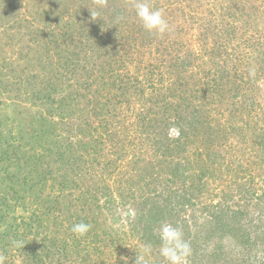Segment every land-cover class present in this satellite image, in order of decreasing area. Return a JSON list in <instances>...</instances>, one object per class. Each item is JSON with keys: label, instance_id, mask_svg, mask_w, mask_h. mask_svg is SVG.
Instances as JSON below:
<instances>
[{"label": "rangeland", "instance_id": "obj_1", "mask_svg": "<svg viewBox=\"0 0 264 264\" xmlns=\"http://www.w3.org/2000/svg\"><path fill=\"white\" fill-rule=\"evenodd\" d=\"M66 1L0 0V256L5 258L3 264H106V156L95 152L87 154L84 143L92 138L89 140L80 132L78 124L73 123L79 120L76 114L71 115L74 116L71 118L66 117V122H61L63 119L60 118V112L66 114L73 108L68 106L72 99L76 100V105L79 102V107L84 110V103L88 101L96 105L97 100H106V86L103 85L106 83V0H101V4H98L99 0H90L88 3L89 7L93 5L92 9H100L98 19L89 10H79L84 0H73L75 4L69 5V8L74 13L68 15L67 10L62 8V3ZM118 1L131 14L129 9L133 0ZM211 1L207 3L202 0L196 4L197 0H161L171 28L162 40L159 39L161 41L157 37L152 40L141 25L129 23L124 26L125 29H120L116 45L111 47L107 43V83L116 75H123L124 78L131 75L130 82L139 80L146 82L149 87L144 94L137 88H131L130 92L122 95L127 99L121 100L127 110L123 115L119 105L118 109L108 106L110 112L107 121L116 123L111 129L118 132H115L112 142L107 136V163L112 162L110 159L115 162L107 168V201H111L110 207H107V264H135L137 255H145L146 248H150V252L145 255L147 264H169L160 255L162 242L159 229L162 224L172 222L168 217L165 220L161 218L162 215L159 220L149 219L146 208V204L152 203L161 208L166 207L162 195L166 194L168 188L175 194L186 186L196 187V195L189 198L191 203L185 200V207L182 206L180 212V217L187 219L189 226L194 223L193 214L201 216L200 221L206 219L208 222L212 212L222 207L247 206L253 215L251 221L254 230L259 231V237H264V217L259 215L261 211L264 213V161L260 158L264 150L261 145L264 141V133L261 134L264 131V75L249 76L246 64L249 60L242 55L246 51L255 55L253 48L243 44L246 36L242 32V21L240 23L232 18L238 12L236 0ZM252 1L264 14V0ZM176 7L177 10L174 9ZM59 8L60 12H64L63 22L74 21L76 30L80 25H86L78 21L81 14L83 19L86 17V23L90 19L89 26L94 28L96 34H90V37L94 36L90 40L94 44L102 39V45L95 43L94 49L82 51V44L78 45L80 48L74 46L79 41L75 37L73 40L76 42L71 41V44L54 43L57 34L50 36L47 31L57 33L58 24H62L55 23L57 15L51 14ZM179 9L187 13L186 18L181 17L183 14ZM108 14L107 25H115ZM192 14H196L195 21L191 18ZM209 25L212 28L215 26V29L207 31ZM208 33L210 35L206 36ZM78 35L82 36L80 33ZM48 38L53 43L50 47H46L45 39ZM120 38L127 42L133 39L132 42L138 45L137 50L133 52V49H128L130 53H124L127 47L122 46ZM217 41L226 45L222 50L225 54L212 57L220 61L223 67L226 64V70L228 65L224 60L227 57L230 65L237 64V71L218 79L223 84L224 98L212 94L213 91L206 94L204 105L205 109L212 112L211 128L214 133L215 128L220 130L214 136L215 141L209 138V143L193 137L190 141L185 140L187 151L182 147L178 154L173 151L175 160L193 163L188 172L190 176L183 183L173 176V171L168 168L170 156L162 154L163 148H160V140H164L168 134L170 139H174L170 141L172 147H180L178 144H182V141L173 123L177 117L154 105V100L161 94L172 93L171 90L176 86L172 80L178 77L175 74L161 75V71L173 69L169 65L174 60L168 52L166 59L161 60L158 49L169 50L170 47L173 50L174 46L175 51L179 49L178 43L187 42L190 47L205 53L203 47L213 46ZM117 49L120 53L114 55ZM181 55L187 56L184 52ZM210 56L208 53L205 57L210 61ZM241 60L242 66H239ZM4 64L5 72H1ZM111 64L114 70L110 73ZM257 68H254L256 73ZM195 70L191 68L186 73L182 72V75L195 77L198 75ZM78 71L82 72L83 80L79 81L78 76L75 77L74 73ZM190 85L185 86V89H191L187 93L191 97L196 91L200 95H205L204 90L208 91L203 82L194 84L191 80ZM193 87L196 91H192ZM111 96L107 88V101L113 103L115 101ZM170 97L173 102L181 103L180 109H183L184 115L202 101L198 99L196 102L192 98V103H189L177 96ZM152 108L158 109L156 115L151 114ZM90 113L93 114L92 111ZM143 113L152 116L145 121L138 119L139 114L143 117ZM102 123H106V115ZM198 124L201 131L203 126L201 122ZM96 125L105 141L106 154V130L101 124ZM121 125L127 126L128 130L122 132ZM232 129L233 133L230 134ZM222 131H227L229 136L226 138ZM94 133L96 136L97 132ZM43 141L49 144L48 149L43 148ZM71 142L75 143L71 145L76 148L74 151L68 145ZM92 144L94 142L91 140ZM220 158L223 159L221 162ZM254 159L257 162L254 163L251 178H246V175L233 186L228 185L234 173L226 170H236L239 164ZM43 166L48 169H43ZM200 169H205L207 176L195 177L196 174L201 176ZM222 179L227 180L223 183ZM88 191L98 198L100 208L91 210L85 207L82 210L79 199L82 193ZM225 193H228V197L232 196L227 199ZM82 213L87 214V217L84 215L87 219L85 223L92 227L87 234L77 237L70 229L73 224L79 223L77 217ZM207 231L208 227L201 238L195 262L191 255L196 244L189 243L193 235L189 236L188 232L183 234L192 250L187 264H211L207 261L210 258L209 251L220 242L226 244L223 246L224 251L231 252L230 248L233 249L235 243L229 235L226 237L222 234L224 239H221L220 231L216 234L210 231L213 235L207 239L211 235ZM94 233L97 236L93 238ZM78 238L89 242L88 247L80 252L75 241ZM13 240H22L25 246L17 249L12 245ZM70 244L72 248H69ZM252 247L255 250L251 258L259 263L264 256V241ZM31 248L35 249V255L29 253ZM73 248L76 252H73Z\"/></svg>", "mask_w": 264, "mask_h": 264}, {"label": "trees", "instance_id": "obj_2", "mask_svg": "<svg viewBox=\"0 0 264 264\" xmlns=\"http://www.w3.org/2000/svg\"><path fill=\"white\" fill-rule=\"evenodd\" d=\"M83 1V0H81ZM89 1L90 0H84L83 4L79 6V10H89L90 14L91 13H95V15H92L94 18L98 19L100 16V9L98 7H96L95 9H92L93 5H90L92 7H89ZM109 1V5L107 7V13H109V17H110V21L113 22L112 25L110 23V25H107V28L109 27V30L107 31V43L108 45H111V47H113L114 45H116V42L118 41V38L120 36V29L124 28V26L129 25H133L134 23L138 26L141 25L142 23L141 21L136 17L135 14V9L133 7V1H132V7L129 9V12L132 14L127 13V8L125 5H122L118 0H107ZM202 0H197L196 4H200ZM69 2H71L69 4ZM151 6L153 8H163V5L161 4V0H149ZM191 2V0H190ZM207 3L212 2L211 0H206ZM93 3V2H91ZM75 3L73 0H67L66 2L62 3V8L67 10V14L68 15H72L74 12H72V9L69 8V5L73 6ZM101 4V0H99V3ZM235 7L238 8V12L237 14L234 13L233 17L235 20H238L240 23L242 21L244 27H243V31L245 32L243 35L246 36V38L243 40V44L245 43V47H251L253 48V52L255 56L250 55L247 51L244 53V55H242L243 57L247 58L249 61L246 62V64L248 65V68H255L256 66V75H264V14L262 13V11L260 10L259 6L256 5L255 1L252 0H236L235 1ZM61 8V7H60ZM60 8L56 11V13H51L52 15H57L55 18L57 20V22L55 23H60L62 22V24H58V29H57V33L56 31L52 32L50 30L47 31L48 35L50 36H55L56 34V39L55 41H53L54 43L58 44L59 42L62 44L63 42L69 43L71 44V41L76 42L75 40H73V38H78V42L74 43V46H78V45H83V47L81 48L82 51H86V50H91L94 49L95 47V42L93 44V42H91V38L94 37L96 34H94L93 29L89 26L91 24L90 19H87V23L85 21V18L83 19V16L80 15L78 21H82L83 24H86L84 27H82L80 24V26L78 27L79 29H75L74 26V21H64L63 17L64 16V12H60ZM175 10L178 9V7L174 8ZM133 10V11H130ZM235 10V9H233ZM179 11L182 12L183 15H181V17H185L187 15V13H184V11L182 9H179ZM5 12V11H4ZM84 12V11H82ZM104 12L106 13V8H104ZM8 15H11V13H8ZM186 18V17H185ZM191 18H193V21H195L194 19L197 18L196 14H192ZM183 20V19H182ZM100 21V19H99ZM73 23V24H72ZM99 24H101V22H99ZM75 25H77V22H75ZM106 26V25H105ZM104 26V27H105ZM230 27V25H228ZM88 27V28H87ZM215 26H213L214 28ZM87 28V31L85 30ZM212 26L209 25L208 30H213ZM235 28V27H234ZM91 29V30H89ZM106 29V27H105ZM104 29V30H105ZM215 29V28H214ZM231 29L233 30V32L235 33V30L233 29V27H231ZM251 31H250V30ZM98 30H100L98 28ZM247 31V32H246ZM82 34V36H79V33ZM78 33V34H77ZM90 34H93L91 37L89 36ZM150 37L152 38V40H155L156 37L158 38V41H161L162 37L161 36H157L156 34H152L149 33ZM210 34L208 33L206 36H209ZM242 36V37H244ZM129 38H131V36H129ZM166 37H164L163 39H165ZM161 39V40H159ZM46 40V47H50L52 46V41H50V39H45ZM120 41H122V46L123 47H127V49L124 51V53H130V51H128V49H133L135 52L138 48V45L136 43H133V39L129 40L130 42H127L126 40L123 41L122 38L119 39ZM177 41H181L180 39H175ZM95 41V39H94ZM106 42V40H104ZM102 39H100L98 41L99 45H102L101 43L104 42ZM135 41V40H134ZM97 43V44H98ZM222 42H215L213 46L208 45L205 46L203 48H205L204 50H206L205 53H203L201 50L197 51L196 49H194L193 47H190L189 44L187 42L184 43H178L177 50L174 51V46H173V50H171V48L169 47V50L165 49V50H161L158 49L159 53L161 54V60L166 59V54L169 53L170 58H173L174 61H172V63H170L169 66L173 67L172 70H168V68L166 69V71H161L162 74L161 75H178V77H176L175 79L172 80V82L176 85L174 86V90L171 92L172 93H166L164 92V96L163 94H161L159 96L158 99H155V103L154 105L159 107V110L163 109V112L169 111L171 113H173V115L175 117H177L173 123L175 124V126L178 128V135H179V140L182 141V144H178L181 145L180 147H177V145L173 146L171 145L170 141H174V139H170L169 138V134L165 135L164 140L161 139L160 140V148H163L161 150L162 154L164 155H169L170 156V161H169V166L168 168L173 171V176L177 177L178 180L181 182L184 180L187 181V178L190 176L188 175L189 170H191V165L193 164L191 161L187 162V163H183L180 159L175 160L173 151H175L176 154H178V152L181 151V147L182 149H184V151H187V144H185V140H191L190 138H195L198 139H202L203 141H208L209 142V138L212 139V142H214L215 138V134L220 131L215 128L216 133L213 132V129L211 128V124L212 121H210L211 116H212V112L210 111V109H205V99L206 94H210L211 92L212 94H216V96H220L222 98L225 97V94L222 93V87L223 84L221 85L219 82V78L220 77H224V75H232V72L237 71V64H233L230 65L229 59L227 57H225L224 63H227L228 68L226 70V64L225 67H223L220 64V61L215 60L212 56L215 55L217 57L220 56V53L222 54V50L225 49L226 45L221 44ZM136 46H135V45ZM162 46L164 47V42L161 43ZM211 44V43H210ZM143 46V45H141ZM78 48H80L78 46ZM209 48V50H208ZM124 49V48H123ZM116 50V49H115ZM114 50V55H117V52L120 53V50L117 49V51ZM163 51V52H162ZM186 53L187 56H183L181 55L182 52ZM132 52V53H133ZM168 52V53H167ZM50 53V52H49ZM131 53V54H132ZM208 53L211 55L210 56V61L208 59H206L205 56L208 55ZM225 52L222 54L224 55ZM116 57V56H115ZM242 59V58H241ZM254 59V60H253ZM168 63V62H167ZM169 64V63H168ZM258 64V65H256ZM45 68H47V65H44ZM231 66V67H229ZM239 66H242V60L239 63ZM4 68H6V64H4L3 70L1 72H5ZM196 69L195 71L197 72V76L193 77V75H182V72H187V70L189 69ZM207 68V69H206ZM48 70V69H47ZM112 70H114V67L112 66V64L109 66V71L110 73L112 72ZM249 72V70H248ZM205 73V75H204ZM75 77L78 76L79 81L83 80V78L81 77L82 72L78 71L76 73H74ZM113 75V74H110ZM129 75V73L127 74ZM210 75V76H209ZM243 75V74H242ZM123 75H116L115 77H112V80L110 83H107V88L109 89V91L111 92V98L115 101L113 103H110L111 101H107V114L108 112H110V110L108 109V106H110L112 109H119L121 110L122 115L127 111L125 109L124 104L122 103V99L123 100H127L126 98H124L125 96L122 97V95H124V93L127 94V92H130L131 88H137L138 90H140V92H142V94L146 93L149 90V87H147L146 82H142V81H136L133 83V81L130 82V77L131 75L127 76V77H122ZM251 79V78H250ZM191 80H193L194 84H199L201 82H203L204 86H207L206 89H208V91L204 90V94L205 95H200L198 94V92L196 91L195 87L192 88V91H196L192 97L187 94L190 90L185 89V86H189L191 84ZM0 82L2 83V79L0 78ZM125 82V83H124ZM125 84V86L123 85ZM104 86H106V83H103ZM178 86V87H177ZM191 86V85H190ZM106 89V88H105ZM1 90V89H0ZM121 92H118V91ZM50 94V93H49ZM53 94V93H52ZM51 94V95H52ZM173 96L174 98L177 96V98H183L187 101H190L189 103H192V98L196 99V102H198V99L202 100L200 102L199 106L194 105L193 108L191 109L192 111L189 114L184 115V113H182L183 109L181 108V103L179 102H173L171 100L170 96ZM50 96V95H48ZM217 99V98H216ZM220 101H222V99H220ZM66 104V103H65ZM110 104V105H109ZM119 105V107L117 106ZM68 106H72L71 111L67 112L66 114H63L64 111H62V113L60 112L61 115V119H63V121L61 122H66V117H74L71 115H75L79 118L78 121L73 122L75 124H78L77 126L80 129V132L86 136L89 140L91 139L94 144L91 145V140L85 142V146L84 148H86V152L87 154H90V152H95V153H100L103 156H106L105 154V141L103 140V137L101 135V133H99L98 131V126L96 124H101L104 128V130H106V123H102L104 116L106 115V100L105 101H99L97 100L96 105H92V102L88 101L86 103H84V109H82V107H79V102L76 105V100L72 99L71 103L69 102ZM153 109V108H152ZM64 110H66L64 108ZM77 110L79 111V113H76ZM92 111L93 114H91L90 112ZM158 109H153V111L150 110L151 114L156 115L157 114ZM165 111V112H166ZM150 114V113H149ZM143 117L138 116V119H143L145 120H149L152 115H147L144 114L142 115ZM76 117V118H77ZM103 118V119H102ZM58 122V121H56ZM201 122V126H203L202 130L200 131V127L199 124ZM59 124V123H58ZM116 123L114 122H109L107 121V136L109 137L108 140H110L111 142L114 139V134H116L115 132L117 131L116 129H111V127H115ZM186 125V127H184ZM224 127V126H223ZM108 128H110L108 130ZM187 128H189L188 131H185ZM121 129L122 132L127 131V126H122L121 125ZM234 129L230 130V134H232ZM97 132V135L95 136V133ZM118 132V131H117ZM201 132V133H200ZM223 132V131H222ZM264 133V131L261 132V134ZM80 134V133H79ZM202 134V135H201ZM260 134V133H259ZM223 135L227 138V136H229V133H224ZM194 140V139H192ZM42 142V141H40ZM210 143V142H209ZM69 147L71 148V145H75L74 142H71L68 144ZM262 147L264 146V141L261 142ZM49 144L48 143H44L43 141V148H47L48 149ZM62 145L60 144V149H62ZM73 151L76 149L74 147L71 148ZM45 151V150H44ZM115 152V151H114ZM120 152V151H119ZM47 153V151H46ZM117 154V152L115 153ZM120 154V153H119ZM261 154L263 157H260L263 159L264 161V150L262 149ZM219 155V153H218ZM42 156V155H41ZM221 157V154L219 155ZM218 156V158H219ZM43 157V156H42ZM123 157V156H122ZM187 157V156H186ZM253 157V155L251 156ZM106 158V157H105ZM248 158V156H247ZM47 159V158H46ZM252 159V158H251ZM112 162L107 163V168L112 165L113 163L115 164L113 159H110ZM190 160V159H189ZM221 160V158L219 159V161ZM223 160V159H222ZM221 160V161H222ZM218 161V162H219ZM220 161V162H221ZM106 162V161H105ZM256 159H254V161L248 160V162L246 161L243 164H239V168L236 170H233L231 168L227 169L226 171L231 173H234V176L230 177V183L228 185L233 186L236 182H238L239 179L245 178L244 176H248L246 178H251V174H252V170L255 169L254 167V163H256ZM222 165V163H221ZM229 165H227V167H229ZM150 169H154L152 168V166ZM53 168V167H52ZM210 168V167H208ZM208 168L207 169L208 171ZM43 169H48L47 167L43 166ZM141 169V168H140ZM148 168V170H150ZM205 169H200V173L201 176L196 174L195 177H203V176H207V173L205 171ZM147 170V171H148ZM146 171V169H145ZM212 171V170H210ZM153 173V171H152ZM223 178H226L223 177ZM227 179H222V182L225 183ZM194 185V184H193ZM204 185V184H203ZM193 189V190H192ZM243 189V188H241ZM108 190V189H107ZM184 190V191H183ZM181 190L179 193H175L172 194L174 192H171V190H169V188L166 191V194L164 193L162 202L164 203V205L166 207L161 208L159 207L157 204L152 203L151 205H147L146 204V208L148 210V217L149 219L153 218V219H160V216L162 215L161 218H163L164 220L167 219V217L171 220L172 224L174 227H178L180 228V230L182 231L183 234H185L186 232H188L187 234H189V236H192L193 240H190V244L194 245L196 244L194 247V252L191 255L192 261L195 262L197 256H198V252H199V248H200V241L201 238L203 236L204 230L207 229L208 227V234L210 233L211 235H208V238H211V236L213 235L212 233L216 234V232L220 231V234H224L226 235V237L229 235L233 240H234V247L233 249H231L230 251H224L223 250V242L221 243H217L215 244L213 249H210L209 251V255L210 258L207 259V261L211 264H264V256L261 257L263 259L259 260V263H255L253 261V258H251V255L253 253V251L255 250L252 246L255 244L257 246L258 243H260V241H264V237H259V231L256 229L254 230L255 226L252 224V216L251 215V211L247 210V206H245V208H233L230 206H226V207H222L220 208L218 211H213L212 212V216L211 219L208 220V222H206V219H204V221H200L201 220V216H196V214H193V218H194V223L192 226L188 225V220L187 219H183L180 217V212H181V207L184 206V202L185 200H187L188 203H191L190 201V197L192 195H196L194 190H196V187L194 186H186L185 189ZM89 192V193H88ZM88 192H84L82 193L79 201H80V206L83 210V208H89V209H97L100 208L101 206L98 204V198L95 197V195L93 194V192L88 191ZM88 193V194H87ZM227 196V199L230 198L232 195H230V197H228V193H225ZM110 195V193L108 194ZM176 195V196H175ZM176 197V198H175ZM264 197V194H263ZM175 199H177V201H175ZM181 199V200H180ZM248 200V199H247ZM227 201V200H226ZM4 202V201H3ZM109 202L111 203V201H107V207H110ZM247 205V204H246ZM185 207V206H184ZM162 212H164L165 214H162ZM87 214H80L79 217H77V221L78 222H86L87 219ZM259 215L264 217V213H262V211L259 213ZM94 216V214H93ZM127 218H129V215H127ZM208 225V226H207ZM254 226V227H253ZM254 230V231H253ZM212 231V233L210 232ZM99 235V234H98ZM224 235H222L221 239H224ZM97 234L95 235V233L93 234V238L96 237ZM152 236V235H151ZM153 237V236H152ZM225 237V238H226ZM83 238H78V239H74L77 242L78 245V252H80L81 250L85 249L88 247V243L86 240L83 241ZM72 244V243H71ZM70 244L69 248H72ZM228 245H230V243H227ZM226 246V244H225ZM68 248V250H69ZM97 249V247H96ZM235 249V250H234ZM237 249H239L240 251L238 252ZM73 252H76L75 248H73ZM98 253H100L99 250H97ZM236 252V253H235ZM29 253L35 255V249L31 248V250L29 251ZM231 253H235V255L230 256ZM36 254H38L36 252ZM87 255H88V251H87ZM258 256V255H257ZM212 258V261H211ZM254 262V263H253Z\"/></svg>", "mask_w": 264, "mask_h": 264}, {"label": "clouds", "instance_id": "obj_3", "mask_svg": "<svg viewBox=\"0 0 264 264\" xmlns=\"http://www.w3.org/2000/svg\"><path fill=\"white\" fill-rule=\"evenodd\" d=\"M136 17L141 21L143 28L157 36H163L171 31L168 20L165 18V10L163 8H153L149 0H133ZM95 15V13H91ZM254 68L249 69V76L255 77ZM91 224L83 221L75 223L71 226L70 231L77 237L83 236L91 229ZM159 236L162 242L160 247V255L163 256L169 264H187L191 255V246L184 240L183 233L178 227L164 223L160 226ZM13 247L23 248L22 240H13ZM150 252V248L145 249V255ZM145 255H137L135 264H147ZM4 257L0 256V264H3Z\"/></svg>", "mask_w": 264, "mask_h": 264}]
</instances>
